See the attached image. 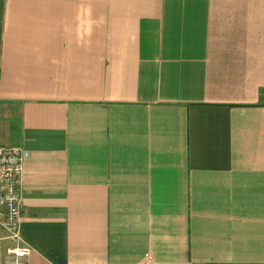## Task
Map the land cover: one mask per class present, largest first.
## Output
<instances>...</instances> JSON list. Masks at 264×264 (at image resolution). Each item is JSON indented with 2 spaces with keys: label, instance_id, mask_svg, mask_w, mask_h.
I'll return each mask as SVG.
<instances>
[{
  "label": "crops",
  "instance_id": "crops-1",
  "mask_svg": "<svg viewBox=\"0 0 264 264\" xmlns=\"http://www.w3.org/2000/svg\"><path fill=\"white\" fill-rule=\"evenodd\" d=\"M0 146L25 264H264V0H0Z\"/></svg>",
  "mask_w": 264,
  "mask_h": 264
},
{
  "label": "built area",
  "instance_id": "built-area-1",
  "mask_svg": "<svg viewBox=\"0 0 264 264\" xmlns=\"http://www.w3.org/2000/svg\"><path fill=\"white\" fill-rule=\"evenodd\" d=\"M27 151L16 146H0V232L3 239L11 241L7 254L14 257L13 264H25L31 247L20 230L21 198L19 180Z\"/></svg>",
  "mask_w": 264,
  "mask_h": 264
}]
</instances>
